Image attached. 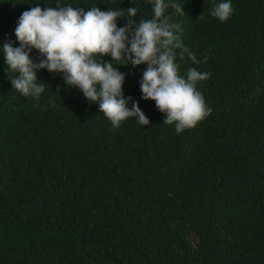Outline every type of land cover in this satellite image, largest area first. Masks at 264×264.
Segmentation results:
<instances>
[{
	"label": "trees",
	"instance_id": "1",
	"mask_svg": "<svg viewBox=\"0 0 264 264\" xmlns=\"http://www.w3.org/2000/svg\"><path fill=\"white\" fill-rule=\"evenodd\" d=\"M35 2L57 0H0V44L18 46V18ZM174 2L184 14L169 6V22L207 57L193 65L177 49L179 74L211 73L197 87L212 112L181 134L140 98L145 65L117 67L150 124L114 128L46 69L39 100L24 97L0 55V264H264V0H232L226 22L210 14L218 0ZM60 3L152 16L144 0Z\"/></svg>",
	"mask_w": 264,
	"mask_h": 264
},
{
	"label": "clouds",
	"instance_id": "2",
	"mask_svg": "<svg viewBox=\"0 0 264 264\" xmlns=\"http://www.w3.org/2000/svg\"><path fill=\"white\" fill-rule=\"evenodd\" d=\"M144 2L152 6V16L138 20L134 19L138 9L132 6L126 11L101 10L98 6L86 11L60 0L56 7L42 8L35 2L18 18L14 30L18 46L14 42L0 44L5 71L15 73L10 79L12 88L38 101L45 83L38 79L37 73L46 69L60 74L65 86L77 88L88 101L98 104L99 111L114 128L132 117L147 126L150 120L139 102L125 96L123 85L127 74L117 67L145 65L138 81L140 98L154 101L164 114L162 123L174 125L177 134L194 128L212 112L197 87L211 73L190 67L186 76L180 75L176 50H180V59L186 54L193 65L206 63L207 57L198 59L180 39V25L169 22L166 14L169 6L181 15L183 6L174 0ZM233 11L232 0H218L210 14L226 22ZM122 17L127 22L118 26L117 19ZM33 49L40 59L33 58ZM104 56H110L111 60L103 59ZM58 92L59 86L55 94Z\"/></svg>",
	"mask_w": 264,
	"mask_h": 264
}]
</instances>
